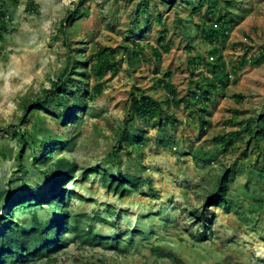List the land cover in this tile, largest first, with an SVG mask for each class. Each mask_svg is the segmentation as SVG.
I'll list each match as a JSON object with an SVG mask.
<instances>
[{
    "label": "rangeland",
    "instance_id": "374dc122",
    "mask_svg": "<svg viewBox=\"0 0 264 264\" xmlns=\"http://www.w3.org/2000/svg\"><path fill=\"white\" fill-rule=\"evenodd\" d=\"M80 1L0 0V191L42 192L46 176L32 150L41 153L50 138L73 137V149L55 159L77 165L76 181L67 188L83 199L73 200L70 209L103 219L91 221L97 234L125 233V246L113 251L71 241L51 259L30 264H264V64H249L264 49V0H215V17L233 20L228 37L216 44L231 75L206 110L202 104L178 108L162 85L170 81L179 99L191 100L208 75L206 62L216 61L215 46L200 30L208 4L193 14L206 0ZM144 1L139 24L135 11ZM214 21L211 16L208 24ZM162 39L170 44L168 53ZM104 49L118 71L105 75L102 96L87 102L76 127H60L46 111L26 113L25 102L43 99L54 82L83 86L78 79L89 90L94 87L91 68ZM154 49L163 51L160 59ZM192 57L205 62L196 69ZM80 61L87 63L85 70L75 67ZM133 95L151 96L171 124L161 126L159 117L143 122L131 110ZM19 132L30 137L25 148ZM129 135L141 142H121ZM221 136L233 145L220 143ZM233 167L237 174L227 197L234 206L205 211L203 202L217 178ZM95 169L150 178L155 191L145 183L138 193L116 195L100 175L83 178ZM194 209L212 220L206 242L196 240L204 223L191 214ZM35 212L43 222L57 218L53 207L42 206L18 208L15 216L30 226Z\"/></svg>",
    "mask_w": 264,
    "mask_h": 264
},
{
    "label": "trees",
    "instance_id": "16d2710c",
    "mask_svg": "<svg viewBox=\"0 0 264 264\" xmlns=\"http://www.w3.org/2000/svg\"><path fill=\"white\" fill-rule=\"evenodd\" d=\"M168 1V0H166ZM170 4H174L178 0H169ZM185 1V0H184ZM81 0L79 5L83 4ZM208 4L206 18L201 21V34L203 38L212 46H215L211 51L212 58H216L215 62H206L209 68L208 75L202 76L199 89L193 93L192 99H179V94L170 81L162 82L166 88L167 94L178 108L184 105L186 108H191L195 104H202L206 110L213 96L223 91L229 85L230 73L228 66L221 55L220 49L216 44L220 39H226L233 25V20L227 16L216 15L215 0H206L199 2L198 8H195L193 14L199 13L205 4ZM188 5L194 6L189 2ZM147 6L146 1L140 3L135 11V22L140 24L141 9ZM141 8V9H140ZM214 16V22L210 25L208 21ZM66 26V25H65ZM2 35L0 34V40ZM165 53L170 51V44L162 39L160 42ZM107 49L100 50L95 56L97 62L91 68L96 75L98 83L89 90V87L78 79L76 82L83 86L76 85L75 88L66 87L62 81H57L52 84L49 90L45 91L44 98L37 101H26L25 110L28 112L46 111L52 114L60 127L65 128L76 127L81 117L79 112L87 108V102L93 101L97 97L102 96L104 83L102 80L108 72L116 74L118 66L113 64L110 57L112 54H107ZM136 56L140 57L138 49L133 50ZM154 55L157 59L162 57V50L154 49ZM248 52L245 54L248 56ZM205 62L202 58L192 57L191 65L198 68L200 63ZM249 64L259 67L264 64V49L260 51L258 56L252 57ZM87 63L84 61L77 62L75 67L78 69L87 68ZM240 66L235 67L233 72H238ZM84 78H87L88 73H81ZM195 75V71L192 73ZM75 99L74 101L72 100ZM131 110L143 122L152 121L154 118H160V125L166 127L171 124L169 119L161 118L162 106L158 104L151 96L143 95L138 97L133 95L131 99ZM203 120V117H201ZM204 125V123H203ZM264 135V132H263ZM18 138L23 141L25 148L29 144L30 137L23 133H18ZM137 140V137L129 135L123 137L121 142H132ZM220 143L226 146H232L231 139H225L221 136L218 138ZM74 138L59 140L50 138L42 142L41 153L37 154L36 150H32L34 164L38 169L43 171L46 176L47 186L42 192L34 189L25 190L19 195L11 194L10 190L0 191V221L2 227L0 230V264H30L34 261L51 259L54 255L65 250L69 244L75 241H80L83 245L91 247H103L104 249L117 251L124 245L122 239L125 233H119L113 237L102 236L97 234L91 221L98 220L104 222L100 217H90L86 214H73L70 207L75 199H83L80 195L72 190H68L69 183L75 182V174L77 173V165L71 163L65 158L55 159L63 152L72 150L74 147ZM21 158V153L20 157ZM79 171V170H78ZM90 170L83 172V178L88 179L92 174H97L102 177L104 186L111 192L119 196H125L128 193H138L144 188L147 183L152 191L155 187L150 178L140 177L134 174L101 172L96 170L90 173ZM264 172V170H262ZM237 174L236 167L226 168L222 171L216 181L215 188L209 192L203 202V209L210 206L224 207L227 211L234 206L228 201V192L231 183L234 181ZM37 206L53 207L57 212V218L41 221L37 212L33 213L31 225L26 226L21 224L15 212L18 208L31 209ZM205 211L194 209L191 214L201 220L204 225L201 232L196 236L199 243L206 242L212 236V220L207 217ZM143 235L142 233H139ZM126 235V234H125ZM70 236V237H68ZM132 244V241H131Z\"/></svg>",
    "mask_w": 264,
    "mask_h": 264
},
{
    "label": "clouds",
    "instance_id": "9594fccd",
    "mask_svg": "<svg viewBox=\"0 0 264 264\" xmlns=\"http://www.w3.org/2000/svg\"><path fill=\"white\" fill-rule=\"evenodd\" d=\"M66 2L70 4L71 3V0H66Z\"/></svg>",
    "mask_w": 264,
    "mask_h": 264
}]
</instances>
